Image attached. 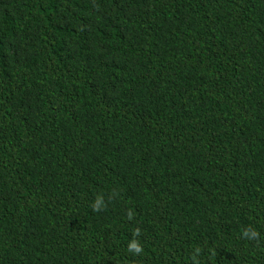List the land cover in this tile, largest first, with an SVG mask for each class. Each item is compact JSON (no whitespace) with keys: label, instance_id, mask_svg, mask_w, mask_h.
Segmentation results:
<instances>
[{"label":"trees","instance_id":"trees-1","mask_svg":"<svg viewBox=\"0 0 264 264\" xmlns=\"http://www.w3.org/2000/svg\"><path fill=\"white\" fill-rule=\"evenodd\" d=\"M0 264H264V0H0Z\"/></svg>","mask_w":264,"mask_h":264},{"label":"clouds","instance_id":"clouds-1","mask_svg":"<svg viewBox=\"0 0 264 264\" xmlns=\"http://www.w3.org/2000/svg\"><path fill=\"white\" fill-rule=\"evenodd\" d=\"M102 205V200L101 199H98L97 200V209H99V207ZM245 235L247 236L248 233H245ZM253 235H255V233H253ZM130 252H134V253H139L141 251V248L140 246L138 245V243L136 241H133L129 244V249H128Z\"/></svg>","mask_w":264,"mask_h":264}]
</instances>
